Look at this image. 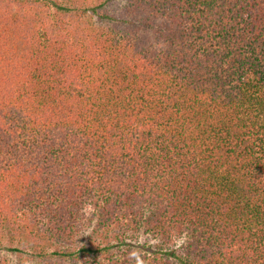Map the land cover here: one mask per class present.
I'll return each mask as SVG.
<instances>
[{"label":"trees","instance_id":"16d2710c","mask_svg":"<svg viewBox=\"0 0 264 264\" xmlns=\"http://www.w3.org/2000/svg\"><path fill=\"white\" fill-rule=\"evenodd\" d=\"M0 264H264V0H0Z\"/></svg>","mask_w":264,"mask_h":264}]
</instances>
